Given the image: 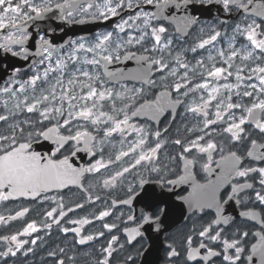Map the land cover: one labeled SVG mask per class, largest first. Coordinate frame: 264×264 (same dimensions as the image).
Here are the masks:
<instances>
[{"label":"flooded vegetation","instance_id":"obj_1","mask_svg":"<svg viewBox=\"0 0 264 264\" xmlns=\"http://www.w3.org/2000/svg\"><path fill=\"white\" fill-rule=\"evenodd\" d=\"M61 1L63 0H54L53 4ZM100 1L95 0L93 2L97 4ZM192 3L202 5L193 6V4H189L186 11L177 10L174 6L170 5L164 11V15L166 16L187 15L196 19V23L189 25L182 31L178 32L176 30L177 26L175 22L168 20L152 21L153 24L163 23L168 29L167 33L162 37V42L169 38L172 39L171 55L168 54L167 50L163 53L152 52L151 47L154 41L150 37L146 38L141 45H128L120 50V59L118 61L114 60L107 65L108 72L117 73L116 76L111 78L105 75V69L102 65L91 66L83 63L85 55L91 59V53L86 54L81 51L78 53V61L69 59L75 46L72 42H79L83 39L87 45H90L96 42L98 36H102L108 32L113 33V41H115L117 39L116 24L120 23L123 19H128V17H134L141 8L145 12H156L157 8L155 4L146 5L143 3V0H140V5L137 7L136 0H133V8L129 9L125 4L122 9L118 10L119 14L112 17L113 19L108 21L105 26L103 25L92 31H87L88 33L72 35L64 45L53 44L51 46L55 49L54 52L60 54L59 56H64L67 66L60 70L62 75L56 74V71L49 72L47 80L42 79L37 81L35 88L37 94L42 90L49 91L57 79H62L65 87H72L67 84V81L73 77L74 73L78 76V69L87 70L93 74L99 73L106 82L105 86L112 88L114 92H123L125 86L127 89H144L143 94L137 95L134 102L129 101L127 98L114 99L117 109L124 107L125 104L130 105L126 109L131 117L129 123L143 128V134L137 133L132 128H126L123 134L113 133L102 145L97 143V146L93 148L91 153L83 150V143L76 145L74 141H69L52 158L60 160L68 156L69 162L73 167L83 168L100 159L101 155L104 161H108L109 159L115 161V156L120 151H128V148L140 138H145L146 143L137 148L134 153L121 157L119 161H115L99 172H85L81 176L79 184H69L63 188L50 189L39 197H13L6 201H0V216L5 217V221L0 222V237H10L11 235L22 233L26 225L33 221L36 222L38 228L36 232L18 236L19 240L27 241L19 250L16 249L15 242L0 240V253L7 251L10 243L13 250L16 251V255L14 256L11 254L8 256L0 255V264H59L60 260H63L64 264H101L107 256L104 249L108 247L109 241H111L113 236H116L117 240L112 242V253L107 257L108 264H229V262L223 260L222 241L225 238L229 240L240 239V235L243 232H247L248 236L242 240L241 246L245 251L241 254V259L237 264H258V256H253L251 262L247 260V257L252 255L251 246L257 243L259 239L256 233L264 231V204H261L255 198L257 191L264 194V188L259 183L261 179L259 173H250L245 178H230L218 187L216 201L221 209L220 215L229 219L227 224L221 220L218 225L213 226L212 234H215V231H221L222 233L221 239L216 242L209 241L207 237H200L199 232L213 220L217 219V207H208L206 205L202 209H197L189 202V193L193 191L192 185L194 181L201 185H207L209 181L215 182L217 176L221 173V169L217 164L222 154L219 149L213 153L211 172L203 169V164L207 163V156L205 154L199 153L195 148H191L187 153L183 151L184 147L189 146L190 142L195 140L197 136L204 135V132L210 134L205 137V141L211 138L218 145L222 144L224 148L223 155H227L229 151H235L243 157L242 165L244 167H264V162L258 161L254 157H247V150L251 147L250 142L244 141L238 143L230 141L229 134L222 131L226 127L224 122H217L204 129L206 119L215 120L216 101H212L210 106L205 109L208 112L207 117L203 113L188 110L201 103V96L207 99V90L192 92L187 97L179 96L182 103L175 105L174 108L165 106L163 111L160 112L141 109L136 116H131L132 111L139 109L141 104H144L146 101H156L157 96L166 91L165 85L169 86L167 88L169 97H162V100L166 102V99L174 101L178 98V94L173 90L171 85L176 82L183 83L180 77L183 75L185 69L180 68L176 62L175 57L177 55L180 57V63H187L189 70L194 69V71H189L188 77L190 81L189 87H192L196 83L203 82V78L207 75V70L212 67L213 63L217 67H227L224 64L226 57H219L218 50L223 49L227 53L230 41L233 42L236 49H241V55L243 50H253L246 35L236 32L235 27L237 24H240L241 28L244 27L245 16H248V22H251V19H255L258 24L264 18L253 17L250 12L245 13L243 10L237 12L234 8L231 12L226 11L222 0H193ZM196 7L198 9H195ZM95 11L94 7L88 13H74L71 17V22L63 20L60 23V28H50L46 33L48 35L57 33L64 27L72 25L76 20L92 17ZM101 19L103 18L101 17ZM130 24H133L131 28L126 27L125 32L119 33L121 40H127L129 34L138 36L139 31L136 25L143 27L142 21H135L134 23L130 21ZM213 30L221 33L217 41L206 45L203 49L196 48V51L193 52L191 49L201 39L207 38ZM260 31H264V26H262ZM6 32L1 35L0 43L3 42L2 37ZM41 35L47 39L45 32H40L37 35L38 41ZM233 37L235 38L234 41L232 40ZM20 48L13 46V52H19ZM145 48H148L149 51H145ZM129 53L131 56L126 58V54ZM44 55L46 54L42 52L29 67L18 70L15 75L3 80L0 83V89L4 88L6 84L11 88V84L16 85L15 81L17 80L21 82L29 80L37 72L43 76V71L48 66L47 60L43 65L40 64V60ZM161 55H163L165 61L169 64V70L172 67L177 68V75L175 77L168 76L167 71H157L156 68L158 66H154L151 73L148 74V78L156 82L155 86L146 83L144 80L133 78L138 69L147 68V61L137 58L144 56L156 59ZM209 55L214 59L210 61L208 59ZM260 55V50H255L253 58L247 61L242 60L240 55H238L234 58L233 67L230 69L233 72V76L228 77L227 80L223 78L219 80L214 78L208 79L213 85L224 83L235 84V70L237 67L244 68L243 75L247 77L251 75L249 69L255 67L257 63L264 66V58L256 59ZM20 56L24 57V55ZM200 60L204 62V68L197 65V61ZM51 62L55 66V62ZM161 76H167V79L162 81ZM79 79L84 80L85 78L79 77ZM249 83H258V81L254 76L250 81L245 79L241 82L240 91L246 90ZM184 90L186 89H182V91ZM75 91L78 95L80 91L79 85L75 86ZM60 92L61 88L57 87L58 97ZM1 93L2 91H0V115L6 114L5 116L8 119L0 121V134L8 135L10 126L20 124L25 129L23 138L17 132V138L20 142H23L27 138V133L31 131L33 133L32 150L44 156H50L56 148V144L53 142L56 138L55 135H53L52 139H45L43 136H37L36 133L46 131L47 128L56 124L57 120H42L38 112L29 113L23 107H21V110L17 109L14 114L8 115V112H4L3 110L6 101L1 99ZM235 93L236 90L233 89L231 102L251 103V98H238ZM129 95L131 94L125 93V97ZM227 95L228 93L222 89L220 98L227 102ZM102 103L104 105L102 110L111 113L113 101L105 100ZM64 109L65 114H67V101L64 102ZM231 111L235 112L237 116L241 115L240 110L234 109ZM120 118H123L122 114ZM225 119H227L226 113ZM58 120L60 124L63 123V118H58ZM24 121H29V123L25 124ZM68 127L64 126L60 128V134L65 136L74 134L75 129L80 128L81 130L87 129L88 132L92 133L96 137L97 142L103 138V124L97 127L93 126L90 121L77 118L71 122L72 133H69ZM245 128L246 131L251 132L252 138L257 139L258 143H264V139L260 138L261 134L259 130L255 129L250 123H246ZM157 131L160 132L159 137L155 136ZM176 140H180L181 144L177 145L175 143ZM156 143H161V147L157 150L151 162L142 161L140 165L130 168L129 172L117 178L114 186L109 188L103 187L104 179L134 163V160L141 151L147 152L148 149L155 147ZM260 151H264V149H260ZM73 152L76 155L73 156ZM182 153L187 160L194 161L188 167V170L192 173V179L169 183V181H177L179 177L186 174L185 159L181 158ZM153 168L158 169V171H153ZM245 182L251 184L252 187L238 189L233 194L232 185L244 184ZM129 188L132 189L131 192ZM229 196H232V198L229 199ZM130 197V203H122V201L129 200ZM113 200L117 201V203L113 204ZM61 203L66 213L64 217H59V205ZM77 205H82V207H77ZM25 208L28 211L22 217L8 219V217H14L17 212ZM52 208H57V212L53 214V217L49 218L46 216V213ZM69 209H72V211H69ZM249 210L256 213L255 218L251 215H242V213L249 212ZM101 211H108L109 215L100 218L99 213ZM145 216L149 217V220L145 221ZM129 217H132V219L130 220ZM55 219H58L59 223L54 222ZM82 219H87L90 222L82 225L71 223L72 221ZM105 224H114L115 227L107 229L104 227ZM46 225H51V227H46ZM64 228H78L79 233L77 234L71 230L65 233L63 231ZM125 229H137V233L130 237L129 232L125 231ZM88 235L93 236V239L85 241L83 244L79 243L81 238ZM189 236L192 237L193 248H198L200 243L203 242L221 254L205 261L203 257L207 250L200 249V254L189 260L187 256V238ZM33 239L36 240L35 244L31 243ZM171 248H175L179 255L169 257L168 252ZM229 254H234V250H229Z\"/></svg>","mask_w":264,"mask_h":264},{"label":"snow or ice","instance_id":"obj_2","mask_svg":"<svg viewBox=\"0 0 264 264\" xmlns=\"http://www.w3.org/2000/svg\"><path fill=\"white\" fill-rule=\"evenodd\" d=\"M193 0H143V3L146 5L155 4L157 11L156 12H145L141 8L140 11L136 13L134 17H128V19L121 20L120 23L115 25L117 29V39L113 41V33L108 32L102 36H98L95 43L87 45L83 39L79 42L73 41L75 45L72 49L71 56L69 59L73 61H78V53L83 51L84 53H91V59L87 55L84 57V64L91 66H103L105 69V75L108 77H114L117 73H112L107 71V65L112 63L114 60L118 61L120 59V50L125 48L128 45H141L146 38H151L154 43L152 44V52H165L168 51V54L171 55V45L172 39H167L162 42V37L167 33L168 29L164 26L163 23L153 24L152 21L168 20L175 22L176 30L182 31L184 28H187L189 25L196 23L194 17L187 15L183 16H166L164 15L165 9L170 5L174 6L177 10H187V6L192 3ZM223 7L226 11L231 12L233 8L239 12L243 10L245 13H251L253 17L264 18V0H222ZM131 9L133 8V0H103L102 4H96L94 2L82 3V0H63L61 4H53L52 0H0V31L7 30L6 34L2 37L3 42L0 43V48L5 49L6 51L12 52L13 55H24V58L27 59L26 49L22 46L29 39L30 33L25 31V26L28 21L35 19L43 18L47 14L53 11V8L58 9L61 13L60 19L69 20L71 22V17L74 13H88L91 9L95 7L96 11L92 15V19L103 18L108 19L109 17H115L119 14L118 10L122 9L124 6ZM140 0H136V6L139 7ZM248 16L244 17L245 24L241 28L240 24H237L235 31L239 32L241 35H246L247 40L250 42L252 51L243 50L242 55L241 49H236L233 45V42L230 41L228 45V52L220 49L218 50V55L224 59V64L227 67H217L213 63L212 67L207 70L206 77L203 78L202 83H196L194 86L189 87L190 81L189 71H194V69L189 70L187 63H180V57L177 55L175 57L176 62L179 64L180 68L185 69L183 75L180 79L183 81L176 82L171 87L178 94L176 100L166 99V102L162 100L163 98H168L169 93L167 91L168 85H165L166 91L160 96H157V100L154 102H145L140 105V108L136 111H132L131 116H136L141 109L154 110L156 112L163 111L165 106L175 107L177 104H181L182 100L179 96L187 97L190 93L196 91L207 90V99H204L203 96L200 97L201 103L195 107H191L188 110L192 112L203 113L205 117L208 116V112L205 111L212 101H216L215 107V120L206 119L204 122V129H207L209 125L215 124L217 122H224L226 127L223 128V132L229 134L231 142L242 143L248 141L251 144V147L247 150V157H254L258 161L264 162V143H258L257 139H253L250 131H246V123H250L255 129L259 130L260 138L264 139V66H261L259 63L255 67L249 69L251 75L245 77L243 75L244 68L237 67L235 70V80L236 83H224L213 85L208 78H214L219 80L223 78L227 80L228 77L233 76V72L230 69L233 67L234 58L240 55V58L244 61L253 58L255 50H260L261 55L256 57V59L264 58V31H260L262 26H264V19L261 20V23H257L255 19H251V22H248ZM130 21L133 23L135 21H142L143 27L136 25L139 31V35L129 34L127 40H121L119 38V33L125 32L126 27L131 28L133 24H130ZM221 36L219 31L213 30V32L207 37L201 39L198 44L193 47L191 50L196 51V48H205L206 45H210L213 42L217 41V38ZM234 37L232 40L234 41ZM40 48L42 52L46 55L40 60V64H44L45 61H48V66L43 71V76L39 72L30 77L29 80L24 81L23 84H20L19 91L25 90V85H29L35 90L37 81L42 79L47 80L49 72H55L57 70L64 69L66 61L62 59H56L55 66L51 62V57L53 54V49L49 41L44 38V36L39 37ZM20 45L19 52H13V46ZM114 45V46H113ZM145 51H149L148 48H145ZM131 54H126V58H129ZM139 60L147 61V68L138 69L133 78L144 80L146 83L155 86L156 82L148 78V74L151 73L154 66L157 71L165 72L167 71L168 76L175 77L177 75V68L172 67L169 70V64L165 61L163 55L159 58L153 59L151 57L141 56L137 58ZM208 59L211 61L214 58L209 55ZM197 65L201 68H204V62L202 60L197 61ZM18 71V70H17ZM77 74H73V77L67 81V84L72 87H65L62 79H57L56 83L51 86L50 90L45 92L41 91L39 97H33L32 101L28 102V97L26 96L23 101L17 103L15 107L17 109L21 108L23 104L24 109L29 113L38 112L42 120L52 121L57 120V123L52 127L47 128L46 131L37 132V136H43L45 139H52L55 135V140L53 141L56 144L55 151L50 156H44L39 152L32 150V139L33 133L29 131L27 133V138L23 142L17 138V132L23 134L25 129L20 126V124H15L9 127V134L4 135L0 134V201H6L9 198L13 197H39L42 193L47 192L50 189L63 188L69 184H79L81 176L87 173L99 172L101 169L107 168L109 165L113 164L115 161H119L121 157L128 156L130 153H134L137 148H140L146 143L145 138H140L137 142L131 145L128 148V151H120L115 156V161L109 159L104 161L103 156L101 155L100 159L95 160L94 163L89 164L87 167L75 168L69 162V157L65 156L63 159L57 160L52 157L56 152H59L64 145L69 141H74L76 145L83 143L84 151L89 153L92 152L93 148L97 146V143L103 144L105 140L110 137L113 133L125 132L126 128H132L137 133L143 134V128L136 127L129 123L131 117L128 114L129 104H125L124 107L117 109L115 106L114 99L127 98L129 101H135L137 95H142L144 92L143 88L127 89L124 87L123 92H114L110 87L105 86V80L101 77L99 73H90L87 70L78 69ZM122 75V74H120ZM203 75V74H201ZM253 76L256 78L258 83H249L247 89L243 92L240 91L241 82L245 79L252 80ZM79 77L85 78L84 80L79 79ZM167 76H161V80H166ZM79 85V94H76L75 86ZM57 87L61 88L59 97L57 96ZM182 89H186L182 91ZM225 90L228 95L226 97L227 102L224 99H221V90ZM236 90V96L251 98L250 104H244L241 102L233 103L232 100V90ZM0 91L5 93H16L9 87H4ZM125 93H130L131 95L125 97ZM255 93V95H254ZM110 100L113 101L111 105V113L103 111V101ZM67 101L68 111L65 114L64 102ZM55 102V103H52ZM240 110L241 115L237 116L235 112L231 110ZM225 113L227 114V119H225ZM122 114V119L120 115ZM58 118H63V123L60 124ZM77 118H82L83 120L90 121L93 126L104 125L103 128V138L100 141H96V137L92 133L88 132L87 129L81 130L80 128L75 129L74 134H69L67 136L60 134V128L64 126H69V133L73 132L71 127L72 120ZM8 119L5 115H0V121H6ZM25 124H28L29 121H24ZM203 131V129H201ZM214 131V130H213ZM208 132H204V135L197 136L195 140H192L189 146L184 147V153L190 151L191 148H195L199 153L205 154L207 156V163L203 164V169L205 171L211 172V164L213 160V153L219 149L222 153L220 160L217 162L218 166L221 169V173L217 176L215 182L209 181L207 185H201L193 182L192 188L193 191L189 193V202L190 204L197 209H202L204 206L217 207V219L213 220L210 224L203 228L199 232L200 237H207L211 242H216L221 239V231H215L213 233V226L218 225L222 220L225 224L228 223V217L220 215L221 209L219 204L216 201V191L220 184L229 180L233 177H248L250 173H259L261 179L259 180L260 185L264 188V167H244L242 165L243 157L237 154L235 151H229L227 155H223L224 148L222 144L218 143L209 138L205 141V137L209 136ZM156 137L160 136V132L155 133ZM203 141V143H201ZM177 145L181 144L180 140H176ZM161 147V143H156L155 147L148 149L147 152L141 151L138 157L134 160V163L130 164L128 167H124L121 171H116L113 175L103 180V187L109 188L115 185L117 178L123 176L124 173L129 172L130 168H135L137 165H140L142 161L151 162L157 150ZM102 152V149H101ZM72 155H76L75 152ZM181 158L185 159V169L186 174L178 178L177 181H169V183L183 182L188 179H192V173L188 170L189 165L194 161L187 160L183 153ZM153 171H158V169L153 168ZM143 183V181H141ZM252 185L245 182L244 184H233L232 192L235 194L238 189L251 188ZM131 192L132 189L129 188ZM232 196H229L231 199ZM255 198L261 204H264V194L260 191L255 193ZM47 199V197H45ZM99 199V197H97ZM131 197L129 200L122 201V203H130ZM113 204H116L117 201L113 200ZM77 207H82V205H77ZM59 217H64L66 213L63 210V204L59 205ZM28 211L27 208L23 209L16 213L14 217H8V219H16L17 217H22ZM72 211V209H69ZM57 212V208H52L46 213V216L51 218L53 214ZM108 211H101L99 217L103 218L108 216ZM242 215H251L255 218L256 213L249 210V212L242 213ZM131 220L132 217H129ZM145 221L149 220V217H144ZM5 221L4 216H0V222ZM54 222L59 223L58 219H55ZM90 221L87 219H82L79 221H72L71 223L77 224H87ZM46 227H51V225H46ZM105 228L111 229L115 225L105 224ZM38 230L36 222L33 221L28 223L23 229L22 233H17L15 235L0 237V240L15 242L16 249L19 250L27 241L19 240V235H26ZM79 233L78 228L68 229L64 228L63 231L67 233L68 231ZM129 232L130 237L133 234L137 233V229H125ZM102 235V233H101ZM259 236L257 243L252 244V255L247 257V260L251 262L253 256H258V264H264V231L256 233ZM248 233L243 232L240 235V239H223V260L229 262V264H237L241 259V254L245 249L241 246L242 240L244 237H247ZM93 239V236L88 235L84 236L79 240V243L83 244L85 241H90ZM117 237L113 236L111 241H109L108 247L104 249L107 253L105 259L101 264H108L107 257L112 253V242L116 241ZM32 244L36 243V240L31 241ZM188 244V259L191 260L200 254V249H206V254L203 259L208 261L211 257L219 256L221 253L214 251L213 248L208 247L207 244L201 242L198 248L192 247V237L187 238ZM229 250H234V254H229ZM63 251V249H61ZM16 255V251L13 250L11 243L7 251L0 253L2 256ZM54 255V253H53ZM179 253L175 248H171L168 252L169 257L178 256ZM59 264H64L63 260L59 261Z\"/></svg>","mask_w":264,"mask_h":264},{"label":"water","instance_id":"obj_3","mask_svg":"<svg viewBox=\"0 0 264 264\" xmlns=\"http://www.w3.org/2000/svg\"><path fill=\"white\" fill-rule=\"evenodd\" d=\"M93 1V0H82ZM63 3V2H61ZM58 3V4H61ZM193 6L202 5L196 3H190ZM195 9H198L196 7ZM60 11L53 8V11L47 14L43 18L35 19L28 21L25 26L26 32H31L29 39L23 44V48L26 49L27 59L21 57L20 55H13L12 52L6 51L3 48H0V82L5 79L7 76H12L16 73L17 70L26 69L29 65L35 62V60L42 54V49L40 48V42L37 40V35L39 32H45L47 40L49 41L50 46L53 44H62L64 45L72 35L78 33H88L87 31H92L93 29L105 24V21L100 19H92V17L87 19H79L69 25L64 27L57 33H51L48 35L46 32L50 28H60V23L63 19H60ZM36 27V29H35ZM7 30L0 31V36L3 32ZM20 46V45H18ZM4 52V53H3ZM4 63V64H3Z\"/></svg>","mask_w":264,"mask_h":264},{"label":"rangeland","instance_id":"obj_4","mask_svg":"<svg viewBox=\"0 0 264 264\" xmlns=\"http://www.w3.org/2000/svg\"><path fill=\"white\" fill-rule=\"evenodd\" d=\"M37 2H38V0H37ZM52 2H54V0H52ZM102 3H103V0H101L97 4H102ZM59 55H60L59 53L53 51L51 61L55 62L56 59H58V58L64 60V56H62V55L59 56ZM56 74L62 75V72L60 70H57ZM15 83H16V85L13 83L11 84V89L13 90V92L16 93L15 95H12V93H5V92L1 93V95H2L1 99L6 101V104H4L5 108L3 110H4V112H8L7 113L8 115H12L16 112L17 108L15 107V105L17 103H20L21 101H23L26 96L28 97V101L30 103L32 101L33 97H39L41 95V92H39V94H37L35 92V90H33V88L29 85H25L24 91H19L20 84H23L24 82L17 80V81H15ZM5 87H10V86L8 84H6ZM35 88H36V86H35ZM45 92H47V91H45ZM21 107L24 108L23 104H21ZM18 110H21V108Z\"/></svg>","mask_w":264,"mask_h":264}]
</instances>
